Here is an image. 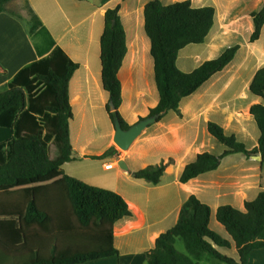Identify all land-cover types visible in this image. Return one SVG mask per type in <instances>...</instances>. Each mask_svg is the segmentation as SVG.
I'll return each instance as SVG.
<instances>
[{"label": "crops", "instance_id": "1", "mask_svg": "<svg viewBox=\"0 0 264 264\" xmlns=\"http://www.w3.org/2000/svg\"><path fill=\"white\" fill-rule=\"evenodd\" d=\"M150 1L29 0L44 28L30 36L29 17L21 9L23 0H13L7 10L19 18L9 12L0 15V87L13 81L25 67L46 57L54 47L78 65L69 81L73 160L66 162L62 170L88 185L119 194L132 214L113 227L118 255L85 264H147V253L155 248L162 234L177 224L183 204L192 195L210 207L209 228L230 243L229 248L218 251L238 260L237 249L225 227L216 224V229L212 228V219L225 205L245 211V203L264 191V164L253 157L232 154L222 160L217 170L187 183H181L180 176L198 155L220 156L225 151L208 131L211 122L220 125L227 135L236 136L249 150L258 146L261 132L250 108L264 101L251 93L250 85L264 67V27L256 42L250 43L249 39L254 31L252 14L263 7L264 0H190L194 8L213 7L215 20L204 43L188 45L179 53L177 66L182 72H193L232 46L240 45V49L223 71L181 101L180 114L167 112L128 151L122 152L114 143L115 128L107 108L109 93L102 84L100 39L106 11L120 6L127 45L119 71L123 99L120 113L132 126L149 117L160 101L151 40L145 30L144 11ZM160 1L170 5L186 0ZM111 150L117 154L104 157ZM121 160L128 171L119 167ZM170 160L172 163L157 185L134 176L141 169ZM108 165L112 167L107 168ZM113 169L117 171L114 173ZM54 232L52 220L28 230L29 234L44 236ZM255 255L263 256L264 264V249L254 251L249 264H254ZM198 264L220 263L204 259Z\"/></svg>", "mask_w": 264, "mask_h": 264}, {"label": "trees", "instance_id": "2", "mask_svg": "<svg viewBox=\"0 0 264 264\" xmlns=\"http://www.w3.org/2000/svg\"><path fill=\"white\" fill-rule=\"evenodd\" d=\"M12 1L0 0V15L9 12L7 5ZM21 9L29 17L30 36L44 29L29 0H23ZM119 11L117 6L105 13L100 58L111 120L117 116L123 129L128 130L130 126L120 113L123 99L119 71L127 45ZM144 14L160 96L149 116L161 118L169 111L180 114L181 101L223 71L234 60L240 45L184 73L177 66L179 53L188 45L205 42L214 25L215 9L194 8L190 0L170 5L152 0L146 4ZM252 19L250 43L261 36L264 5L252 14ZM77 68L59 47H54L46 57L0 87V199L17 200L0 207L5 208L0 210V219L11 220L4 221L2 225L6 227L0 231V263L14 258L19 259L16 264H85L118 255L113 227L132 215L127 202L113 191L88 185L62 170L66 162L73 160L69 81ZM250 91L264 101V67L255 74ZM250 114L261 132L255 149L249 150L236 136L227 135L220 125L211 122L208 131L225 146V151L220 156L198 155L185 167L180 182L217 170L222 160L232 154H260L264 164V104L253 105ZM115 154L117 151L111 150L104 157ZM171 163L172 160L141 169L134 173L135 178L157 185ZM210 217V207L195 195L190 196L180 210L177 224L162 234L155 248L147 253V264H198L204 259L220 264H249L252 253L264 249V191L245 203V211L230 205L217 211V221L235 244L238 260L218 251L229 248L230 243L209 228ZM47 220L54 222V234L28 233L31 226ZM178 239L183 240L188 255L176 249Z\"/></svg>", "mask_w": 264, "mask_h": 264}, {"label": "water", "instance_id": "3", "mask_svg": "<svg viewBox=\"0 0 264 264\" xmlns=\"http://www.w3.org/2000/svg\"><path fill=\"white\" fill-rule=\"evenodd\" d=\"M111 110H114V107L110 105ZM160 118V115L149 116L147 118L141 119L136 124L130 126L128 130H124L121 124L120 119L116 116L113 120L114 124V143L122 151H128L134 142L143 134V132L156 123ZM257 161H261V155L257 154L253 157ZM119 167L123 170L128 171L129 167L125 161L121 160L118 163ZM135 176V175H134Z\"/></svg>", "mask_w": 264, "mask_h": 264}, {"label": "rangeland", "instance_id": "4", "mask_svg": "<svg viewBox=\"0 0 264 264\" xmlns=\"http://www.w3.org/2000/svg\"><path fill=\"white\" fill-rule=\"evenodd\" d=\"M243 30L245 31V25L243 26ZM217 143H219L220 144V146H221V148H224L225 146L223 145V144H221L220 142H218L217 141ZM118 148V147H117ZM119 149V148H118ZM255 149V148H254ZM120 151H122L121 149H119ZM252 150V149H251ZM122 152H126V151H122ZM240 155V154H239ZM254 156H256V155H253L252 157H254ZM264 170V169H263ZM117 171V169H113V172L115 173ZM12 202H14V203H16L17 202V200H13V199H0V207L3 205L4 207H6V206H9V204H11ZM19 202V201H18ZM5 208H0V210H4ZM10 222L11 220H6L5 218L4 219H0V226H3L2 224H4L5 222ZM15 222V221H14ZM14 222H12L14 225H15V223ZM11 223V222H10ZM219 225L220 227H222L221 225H220V223L217 221V218H214L213 217V219H212V228H214V229H216V227H215V225ZM1 230H4V229H0V231ZM226 231V230H225ZM226 233V232H225ZM228 233V232H227ZM176 249L178 250V252H180V253H182V254H185V255H187L188 253H187V250H186V248H185V245H184V242H183V240L182 239H178V241H177V243H176ZM230 254H232L231 256H235L236 257V255L235 254H233V253H230ZM19 259H9V261L8 262H6V263H0V264H16V263H18L19 261H18ZM253 261H254V264H263L262 262H263V256H261V255H255V257L253 258Z\"/></svg>", "mask_w": 264, "mask_h": 264}, {"label": "built area", "instance_id": "5", "mask_svg": "<svg viewBox=\"0 0 264 264\" xmlns=\"http://www.w3.org/2000/svg\"><path fill=\"white\" fill-rule=\"evenodd\" d=\"M111 167H112V165H108V166H107V168H111Z\"/></svg>", "mask_w": 264, "mask_h": 264}]
</instances>
